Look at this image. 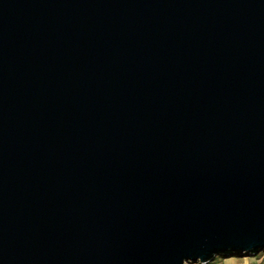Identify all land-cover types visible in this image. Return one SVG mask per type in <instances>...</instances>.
Returning <instances> with one entry per match:
<instances>
[{
  "label": "water",
  "instance_id": "95a60500",
  "mask_svg": "<svg viewBox=\"0 0 264 264\" xmlns=\"http://www.w3.org/2000/svg\"><path fill=\"white\" fill-rule=\"evenodd\" d=\"M264 253V0H0V264Z\"/></svg>",
  "mask_w": 264,
  "mask_h": 264
},
{
  "label": "crops",
  "instance_id": "0c3cea01",
  "mask_svg": "<svg viewBox=\"0 0 264 264\" xmlns=\"http://www.w3.org/2000/svg\"><path fill=\"white\" fill-rule=\"evenodd\" d=\"M213 264H264V253L247 257H218Z\"/></svg>",
  "mask_w": 264,
  "mask_h": 264
},
{
  "label": "trees",
  "instance_id": "16d2710c",
  "mask_svg": "<svg viewBox=\"0 0 264 264\" xmlns=\"http://www.w3.org/2000/svg\"><path fill=\"white\" fill-rule=\"evenodd\" d=\"M222 258H225L226 256H221ZM216 260V259H215ZM214 260V261H215ZM214 261H212V262H210V263H208V264H213L214 263Z\"/></svg>",
  "mask_w": 264,
  "mask_h": 264
},
{
  "label": "rangeland",
  "instance_id": "374dc122",
  "mask_svg": "<svg viewBox=\"0 0 264 264\" xmlns=\"http://www.w3.org/2000/svg\"><path fill=\"white\" fill-rule=\"evenodd\" d=\"M261 254H263V253H261ZM188 264H195V263H188Z\"/></svg>",
  "mask_w": 264,
  "mask_h": 264
}]
</instances>
